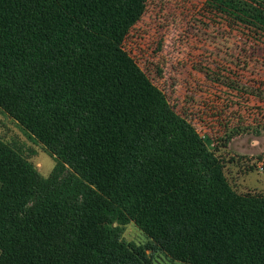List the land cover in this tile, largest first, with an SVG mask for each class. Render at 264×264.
I'll return each mask as SVG.
<instances>
[{
    "label": "trees",
    "instance_id": "1",
    "mask_svg": "<svg viewBox=\"0 0 264 264\" xmlns=\"http://www.w3.org/2000/svg\"><path fill=\"white\" fill-rule=\"evenodd\" d=\"M148 1L0 0V113L55 159L0 138V264H264V196L123 48Z\"/></svg>",
    "mask_w": 264,
    "mask_h": 264
},
{
    "label": "rangeland",
    "instance_id": "2",
    "mask_svg": "<svg viewBox=\"0 0 264 264\" xmlns=\"http://www.w3.org/2000/svg\"><path fill=\"white\" fill-rule=\"evenodd\" d=\"M76 1L58 0L65 8ZM248 12L260 19H236ZM263 15L264 0H149L123 48L174 111L206 138L235 191L264 196ZM0 138L20 142L39 174L49 177L55 159L2 113ZM122 237L148 242L132 223ZM152 264L178 263L155 252Z\"/></svg>",
    "mask_w": 264,
    "mask_h": 264
}]
</instances>
